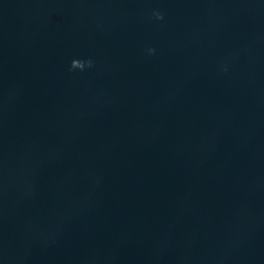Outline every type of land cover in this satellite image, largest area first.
<instances>
[{
	"label": "water",
	"instance_id": "95a60500",
	"mask_svg": "<svg viewBox=\"0 0 264 264\" xmlns=\"http://www.w3.org/2000/svg\"><path fill=\"white\" fill-rule=\"evenodd\" d=\"M0 264H264V0H0Z\"/></svg>",
	"mask_w": 264,
	"mask_h": 264
},
{
	"label": "clouds",
	"instance_id": "9594fccd",
	"mask_svg": "<svg viewBox=\"0 0 264 264\" xmlns=\"http://www.w3.org/2000/svg\"><path fill=\"white\" fill-rule=\"evenodd\" d=\"M156 16L158 19H163V16L160 15L159 13H156ZM73 68H81L83 69L84 68V63L80 62V61H74L73 62Z\"/></svg>",
	"mask_w": 264,
	"mask_h": 264
}]
</instances>
